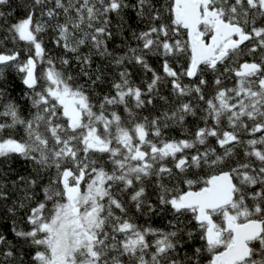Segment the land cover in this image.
<instances>
[{"label": "snow or ice", "instance_id": "snow-or-ice-1", "mask_svg": "<svg viewBox=\"0 0 264 264\" xmlns=\"http://www.w3.org/2000/svg\"><path fill=\"white\" fill-rule=\"evenodd\" d=\"M48 3L34 0L24 17L4 20V41L24 42L23 58L15 47H0V81L15 68L30 105L22 109L11 98L0 104V158L18 155L55 169L28 212V227L13 221L15 237L34 251L32 264H264V0ZM35 6L46 9L39 19ZM129 8L144 27L132 29L135 45L126 41L117 53L108 47L111 15L119 33ZM49 29L79 72L46 47ZM94 55L119 69L102 97L80 83L81 76L92 85L105 81L89 76ZM153 56L163 58V76L150 65ZM134 66L152 73L146 87L131 79ZM165 82L171 98L160 94ZM5 95L0 88V101ZM157 98L159 114L141 116ZM189 116L203 126L191 131ZM175 127L182 138L168 135ZM146 182L156 189L155 203ZM129 205L170 218L161 228L145 226ZM196 240L189 254L185 246ZM0 261L23 264L3 235Z\"/></svg>", "mask_w": 264, "mask_h": 264}, {"label": "trees", "instance_id": "trees-1", "mask_svg": "<svg viewBox=\"0 0 264 264\" xmlns=\"http://www.w3.org/2000/svg\"><path fill=\"white\" fill-rule=\"evenodd\" d=\"M34 0H9L7 5L0 6V11H4L5 13H10L5 18H0V41H4V37L6 32L3 31L4 20L6 19L9 23H14L18 19L24 17L30 8L33 6ZM129 3L135 4L136 0H129ZM49 7H54V0H49ZM36 7V18H40V11L46 9H41L40 6ZM44 20H47L49 24L54 23L52 20H48L45 16ZM63 16L61 15V21ZM126 23L123 29L118 33L116 25L118 23V19L115 14L111 15V31L113 32L112 39L108 40V47L110 50H113L117 53L124 51L123 45L126 41H131L133 45H135V41L132 40L131 30L135 29L136 31H140L144 25L137 20L136 13L133 9L129 8L126 10L125 15ZM130 26V27H129ZM43 39L46 42V47L52 51L53 55H67L71 60V64L69 66V71H72L74 74L79 72L80 65L73 58L72 53H65L62 48H57L53 44L52 36L53 33L51 29L47 32L43 33ZM121 47H117V46ZM2 48L11 49L15 47L17 50H21L22 58L25 54L26 45L24 42H17L15 45L11 41H4ZM90 45L82 46L80 51L81 53H87L89 51ZM259 56V52L256 54ZM245 59H251V57H245ZM163 58L158 56L149 57V63L152 68L161 76L164 75L162 68ZM183 63V61H181ZM108 62L102 60L99 56H93L91 68L88 69L89 76H91L92 80L96 78V75L102 74L105 77V81L103 83L97 82L96 85L91 84V80L88 77L81 76L80 83L87 84L94 93H96L99 97H102L105 93L109 92L112 78H117L115 76L116 72L119 69L115 67L107 66ZM46 66V65H45ZM99 66V72L97 68ZM179 67V65H177ZM37 70H41V66L38 64ZM131 71L133 73L131 79L141 87H146V82H150L152 73L145 72L139 66L131 67ZM171 78H168L170 80ZM208 79L211 80L212 76L209 74ZM184 83H189L188 78H184ZM0 88L5 90V97L3 101H0V104L7 101L9 98L18 100L21 104L22 109H27L30 107L28 101L24 97V93L28 91L26 87L22 84V76L19 74L15 68H10L6 71L3 80L0 81ZM160 94L163 96H168L171 98V84L165 82L163 86L159 88ZM98 102V101H97ZM163 102L158 98L154 100V106L149 105L146 109L140 112L141 116H149L158 115L162 110ZM123 114V109H120ZM26 114V113H25ZM126 115V114H124ZM203 126L202 122H198L196 118L189 116L187 118V127L191 131H195V126L197 124ZM182 129L180 127H175L169 130L168 135L182 138L181 137ZM210 143L214 147H218L216 145L215 139L210 138ZM55 176V169L43 170L39 166H37L33 161L22 158L18 155H13L11 157L0 158V191L4 192L7 195V199L0 200V235L6 237L8 241H10L16 248L18 255L23 256V264H32L31 257L34 254V251L30 248V246L25 243L23 240L16 238L14 233L12 232L13 221L15 220L22 227L27 228L28 225L25 223L28 212L31 207L35 206L37 201L43 199L42 188L48 183V181ZM20 177H24L25 180L21 181ZM29 179H35L37 184L35 187H30L27 183ZM147 184V195L148 198L155 203L156 200V189L152 186L151 182H146ZM31 195L33 199L31 201L25 199L26 196ZM126 198V197H125ZM23 202L25 207H19V204ZM130 213L137 218V222L152 227L161 228L167 223V220L170 218L169 215L163 213H148L147 209H145L142 213H137L131 205ZM9 208H14V213L9 212ZM201 242L199 240L194 241L191 244H187L185 246V251L191 254L194 246H199ZM0 264H3L0 261ZM19 264V261H17Z\"/></svg>", "mask_w": 264, "mask_h": 264}]
</instances>
